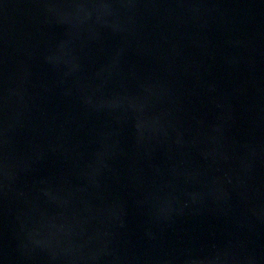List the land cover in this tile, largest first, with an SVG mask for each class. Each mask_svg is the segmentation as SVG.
<instances>
[{
  "label": "water",
  "instance_id": "water-1",
  "mask_svg": "<svg viewBox=\"0 0 264 264\" xmlns=\"http://www.w3.org/2000/svg\"><path fill=\"white\" fill-rule=\"evenodd\" d=\"M0 264H264V0H0Z\"/></svg>",
  "mask_w": 264,
  "mask_h": 264
}]
</instances>
